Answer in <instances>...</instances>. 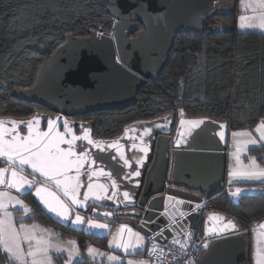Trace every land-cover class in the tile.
<instances>
[{
    "label": "water",
    "instance_id": "water-1",
    "mask_svg": "<svg viewBox=\"0 0 264 264\" xmlns=\"http://www.w3.org/2000/svg\"><path fill=\"white\" fill-rule=\"evenodd\" d=\"M214 1L108 0L111 6L107 12L114 19L112 35H101L94 31H89L85 36L64 35L63 42L40 65L33 84L11 92L12 96L19 99L44 105L52 114L36 111L23 119L0 117V121L4 122L3 127L12 129V122H15L16 132L24 137L28 135L29 120L40 121L39 124H34L33 132H44L48 130L47 120L53 119L57 121L56 131L64 133L63 121L67 119L72 132L66 134V139H70L72 135L81 137L87 132L94 143L89 146L86 141H76L77 154L82 149H87L88 160L100 157L91 165V170L97 172L96 176H92L91 182L104 184L108 189L106 195H113L115 192V202L90 199L84 208H80L71 205L67 198L58 193L69 204L70 219H75L77 213L84 218L83 224L79 226L71 225L70 221L66 224L53 217L38 203L34 196L35 188L18 191L8 185L7 180L11 178L13 166L2 157L0 159L3 164L0 168L7 171L4 173L6 182L0 184V187H7L21 195L31 194L42 211L53 221L75 232L104 238L114 227V222L86 216L87 211L89 215L111 213V216H106L110 219L115 215H129L125 219L127 223L146 239H154L162 229L165 230L166 238L189 229L194 232L196 239L209 241V246L194 264H246L242 262L246 256V239L239 233L236 221L220 212L204 208L206 200L224 186L229 130L227 123L208 117L180 118L170 137L165 134L170 133L175 116L167 113L151 119L135 120L126 124L119 135L100 138L91 135L90 121L67 118L90 111L122 109L134 104L140 87L147 79H157L163 69L174 43V31L196 34ZM181 120L186 123L181 124ZM195 120H202L204 123L199 127L187 123ZM221 124L225 125L224 140H220L218 135ZM145 129L151 131L145 133ZM158 133L162 135L155 145ZM9 138L5 136V139ZM162 140L163 147L160 145ZM170 140L171 151L167 154ZM177 140L181 141L180 145H177ZM96 143H100L104 151L96 150ZM109 145L116 147L110 148ZM61 147L66 148L67 145L62 144ZM145 148L147 157L143 167H140L137 160L144 156L141 149ZM120 152L129 160V166H123V162L118 159ZM88 168L89 164L86 162L81 169L82 184L78 199H83V193L87 191L89 177L85 170ZM100 168L111 173V177L99 175ZM137 168L141 171L139 178L123 179ZM16 171L28 180L38 179L40 186L56 191L54 185H45L39 174L34 177L28 166L24 167L23 172L20 168H16ZM71 174H75L74 170ZM169 178L181 185L174 186L167 182ZM137 179L140 181L139 187H134ZM113 180L117 185L115 189L112 187ZM124 191H129L130 196L135 194L132 196L133 203L125 204ZM176 200L192 203L191 206L189 204L182 208ZM195 203H200L201 206L195 208L196 212L189 213L191 208L194 209ZM133 208L138 211L129 210ZM189 215L196 218L194 225L192 218L187 220ZM150 216L155 223L148 224ZM220 217L223 219H218ZM89 220L106 224L108 228L88 229ZM228 220L233 221L238 232L233 230L234 235H217L216 238H211L212 233L208 230L216 228L219 232Z\"/></svg>",
    "mask_w": 264,
    "mask_h": 264
},
{
    "label": "trees",
    "instance_id": "trees-1",
    "mask_svg": "<svg viewBox=\"0 0 264 264\" xmlns=\"http://www.w3.org/2000/svg\"><path fill=\"white\" fill-rule=\"evenodd\" d=\"M110 6L108 0H0V117L23 119L43 107L11 92L33 84L40 65L64 35H111ZM210 10L196 34L174 31L163 69L140 87L134 104L85 113L95 137H115L130 122L167 113L208 117L227 123L229 130H252L264 119V32L238 28V0H225ZM249 153L264 166V147L250 148ZM252 183L262 190L234 200L224 182L204 205L207 211L233 218L244 237L264 220V182ZM25 198L31 204L27 220L57 226L61 238H76L80 251L88 245L105 247L107 237L60 226L29 194ZM0 264H11L1 243Z\"/></svg>",
    "mask_w": 264,
    "mask_h": 264
},
{
    "label": "snow or ice",
    "instance_id": "snow-or-ice-1",
    "mask_svg": "<svg viewBox=\"0 0 264 264\" xmlns=\"http://www.w3.org/2000/svg\"><path fill=\"white\" fill-rule=\"evenodd\" d=\"M264 3V0H262ZM246 18L244 16L240 17L241 21H244ZM264 20V18H262ZM253 24H240L241 28H251ZM260 27L264 28V22L260 24ZM103 35V33H101ZM119 61V57L117 58ZM13 123L12 129H6L3 127L4 122L0 121V157L6 158L7 161L11 163L12 170H11V178L7 180L8 185L12 188L20 190L25 189H32L35 188L34 196L37 199L38 203L42 205L44 209L47 210L48 213L52 214L53 217L58 218L59 221H63L66 224L70 221L71 225L79 226L83 224L84 218L79 215L78 213L75 215V219H70L69 215V204L65 202L64 199H61V193L63 197L67 198L70 201V204L76 207L84 208L86 206V202L90 199L95 200L97 202L109 200L114 201L115 192L113 195H106L108 189L104 184H94L91 182L92 176H96L97 172L91 170V165L96 163V159H100L97 157L93 160H88V150L82 149L77 154L76 151V141L83 140L86 141L89 146L93 145V141L89 139L87 132L81 137H77L72 135L70 139H66V134L72 132V128L69 126V122L67 119L63 121V127L65 132L56 131L57 128V121L53 119L47 120V131L40 132L36 131L33 132L34 124H39V120H29L27 122V132L28 135L21 137L16 132L15 122ZM23 123V122H21ZM181 124L186 123L184 120L180 121ZM196 127H199L201 124L204 123L202 120H195V121H188ZM221 131L218 133L220 140H224V131L225 128L224 124L220 126ZM151 129H145V133L150 132ZM256 131L260 133L259 140L256 138L251 137V133H248V139L243 141L242 144L238 145L237 151H241L242 149L246 148L247 145H257L260 144L261 147H264V120L257 125ZM9 136V139H5V136ZM236 134L233 133V136ZM177 145L181 144L180 140L176 141ZM62 144H66L67 147H61ZM108 147H116V145H109ZM134 148L135 145H132ZM95 148L98 151H104L101 147L100 143L95 144ZM117 151L119 148L117 147ZM144 152V156L140 157L137 160V164L140 167H143L145 163V159L147 157V149H141ZM113 159H117V157H113ZM119 160L123 162V166H129V160L124 158V153L120 152ZM89 164V168L85 170L88 174L89 182L87 183V191L83 193V199H78L79 196V189L81 187V169L84 168L85 163ZM28 166L31 169V174L35 177L36 174H39L40 177L43 178L45 185H54L56 191L50 190L49 187L40 186V182L33 179L28 180L26 176L18 174L16 168H20L21 172H23L24 167ZM255 167V163L253 161V168ZM74 170V175L71 174ZM7 171L5 168H0V184H4L5 177L4 173ZM99 175L101 176H108L111 177V173H106L103 168L99 169ZM229 175L231 177H237L238 174L234 172H230ZM141 176V171L139 168L137 170L128 173L123 179H128V177L139 178ZM240 178L248 180V179H262L264 178V170H251L246 173L240 174ZM233 181L230 180L229 183L231 184ZM264 182V179H262ZM140 181L139 179L136 180V184L134 187H139ZM112 187L115 189L117 187L116 181H112ZM242 189L237 188L234 192L231 193L233 197H237L241 194ZM7 195L6 193H0V196ZM135 194L133 193L132 196ZM132 196H130L129 191L123 192V198L125 204L133 203ZM15 199V198H10ZM115 202V201H114ZM15 203L18 205H23V201L19 199H15ZM0 209L4 211V217L7 220V226H5V219H0V243L3 244V247L7 253H12L13 260L18 261L19 264H28V260L25 259L21 254V240H28L31 242L33 239L32 236L25 233L23 237L19 235V233L15 230V228L11 224V213L7 211V206L3 203H0ZM25 212L29 211L25 207ZM102 215L111 216V213H103ZM218 219H223L222 217ZM155 223L151 219V216L148 218V224ZM147 226V225H146ZM264 228V225H261ZM20 228L23 230L25 229V225H20ZM88 229L94 230H106L108 225L102 223H96L91 220L88 221L87 225ZM238 232L236 225L233 223L232 220H228L225 224L222 225V228L219 230L216 228H211L208 231L212 233L211 238H216L217 235L223 236L225 234L234 235L235 232ZM128 233L134 235L137 238L135 244H132L131 241H124L120 242L116 240L114 237L113 241H110V244L115 243L117 248H122L127 253L129 250H136L137 248L143 250L144 237L140 235L139 232L133 233L131 228L127 229ZM179 235H185L183 231L179 233ZM191 236H187L186 240L190 241ZM155 240H163L166 239L165 237V230L162 229L155 237ZM42 242L37 240V245H40ZM172 244L175 247V251L182 252L185 256L187 255V242H181L180 239L173 237ZM205 248L208 247L207 243L203 245ZM40 248H37V251H40ZM43 251L46 253L47 248H44ZM89 254L96 252L97 250L93 248L88 249ZM156 251H160L161 254L163 250L160 248L158 243H154L152 248L149 249L150 254H155ZM173 249H169L171 253ZM78 254V253H77ZM28 256L33 257L31 264H51V259L46 258L45 260H37L36 252L29 251L27 253ZM109 260L117 262V264H123V261L120 260L117 256H109ZM71 260V255H70ZM180 257H175L174 261H171L170 264H179ZM70 264V261H69ZM131 264V262H129ZM190 264H194V262H190ZM259 264H264V261H260Z\"/></svg>",
    "mask_w": 264,
    "mask_h": 264
},
{
    "label": "rangeland",
    "instance_id": "rangeland-1",
    "mask_svg": "<svg viewBox=\"0 0 264 264\" xmlns=\"http://www.w3.org/2000/svg\"><path fill=\"white\" fill-rule=\"evenodd\" d=\"M222 0H215L212 4V6H221L222 3H220ZM259 0H238V8L240 9L243 5L245 7V13H243L242 16H246L249 20L248 24H253L257 27L255 18H256V10ZM262 2V0H261ZM211 7V9L213 8ZM211 11V10H209ZM209 11L205 14L204 19L208 15ZM252 19V20H251ZM245 21V20H244ZM244 21L239 20L237 26L239 29L246 30V29H256L253 28H241L240 24H245ZM178 114L183 115L181 112H178ZM237 130H230L229 134L233 136V133L238 134L236 132ZM252 133V131H251ZM231 141H229L228 149H231L230 151L234 150L233 148H236L239 143H243L242 138H237V136H233V138H230ZM238 156L235 160L236 163H244L249 162L251 165L256 163V158L254 156H249L246 159H243V155ZM235 162L234 160H229V164L231 162ZM0 193H6L7 195L0 196V203H3L7 206V211L11 213V224L15 228V230L19 233L21 237L27 233L28 235L32 236L33 239L31 242L28 240H21V252L20 254L28 260V264H31V261L33 257L28 256L27 253L29 251H35L37 260H45L46 258L51 259V264H117V262L111 261L108 259L109 256H117L120 258L121 261H123V264H152L148 258L144 257L145 255L139 254V255H127V256H119L116 252L113 250H110L107 246V241L105 242V247H99L97 245H88L85 249V251L80 252V248L77 244V240L74 237H68V238H61L57 232V226L53 224H46L37 220H27L26 217H28L31 214V204L28 199L25 198V195H21L7 187H0ZM29 194V193H28ZM31 196V194H29ZM232 199L236 200V197L231 196ZM15 198L22 200L24 203L23 205H18L15 203ZM32 198V196H31ZM32 200L36 203V201L32 198ZM192 203V202H191ZM191 203L190 206H191ZM37 206H39L36 203ZM25 207L29 210L25 212ZM40 208V207H39ZM41 209V208H40ZM42 211V209H41ZM43 212V211H42ZM190 212H196V210L190 209ZM189 218H192V223L194 225L195 217L193 215H189L187 220L189 221ZM0 219H5L4 217V211L0 209ZM196 223V222H195ZM20 225H25V229H21ZM5 226H7V220L5 219ZM67 228V227H66ZM115 231L112 230L111 234L109 236H114ZM110 237V238H111ZM37 240H40L42 242L40 245H37ZM1 246L3 250L5 251L3 244L1 243ZM93 248L97 250L96 252L89 254L88 249ZM37 248H40V251H37ZM44 248H47V252L45 253L43 251ZM6 252V251H5ZM7 253V252H6ZM78 253V254H77ZM9 259L11 260V264H19L18 261H14L12 256V253H7ZM71 255V260H70ZM83 260H85L83 262Z\"/></svg>",
    "mask_w": 264,
    "mask_h": 264
},
{
    "label": "crops",
    "instance_id": "crops-1",
    "mask_svg": "<svg viewBox=\"0 0 264 264\" xmlns=\"http://www.w3.org/2000/svg\"><path fill=\"white\" fill-rule=\"evenodd\" d=\"M245 11V7L244 5L240 8V13L238 15V22L240 20V17L243 15V13ZM256 12V24L257 27L254 25L255 23H253V27L256 28V30H260L262 32H264V28L260 27V24L262 22H264V20H262V18H264V3L261 2V0L258 1V5H257V10ZM245 19V24L249 23V20L247 19L246 16H244ZM252 20V19H251ZM237 22V24H238ZM251 27V28H253ZM264 120V119H262ZM261 122V120L252 128V130H248V129H238L236 132L238 134H236L237 138H242V141H245L246 139H248V133H251V137L252 138H256L257 140H259L260 137V133H258L256 131L257 125ZM230 130H228V134H227V152H226V171H225V182H226V187L229 189V195L230 197L232 196L231 193L234 192L237 188L242 189V192L240 195L244 194V193H250V192H257V191H261L262 190V186L258 185V184H254L252 182H261L262 179H242L240 178V174L246 173L248 171L251 170H264V166L258 161L256 160L255 163V167L253 168V165H251L249 162H244V163H236V159L238 156H241L240 154L243 155V159L248 158L249 156H253L249 153V149L250 148H254V147H258L260 146V144L257 145H247L246 148L242 149L241 151H237V148H233L234 150L230 151L231 149H228V144L229 141H231V137L233 138V136H231L229 134ZM242 144V143H239ZM229 160H234L235 162H231L229 164ZM3 164V163H2ZM0 164V166L2 165ZM230 172H234L237 173L238 176L237 177H231L229 175ZM232 180L233 182L230 184L229 181ZM250 182V184H249ZM197 191V190H196ZM239 195V196H240ZM239 196H237L236 198H238ZM232 198V197H231ZM176 202L183 207H187L189 205L190 202L185 201V200H176ZM197 204V203H195ZM194 204V206H195ZM261 225H264V220L261 221L257 226H255L254 228H252L247 236L245 237L246 239V256L244 259V263L246 264H259L260 261H264V228L261 227ZM131 228L133 233H136L137 231L134 230L125 219H121L119 220L114 227L112 228L113 231H115V235L114 236H109L112 232V230L110 231L109 235L107 236L106 240L107 241V246L109 247L110 250H113L114 252H116L119 256H127V255H139V254H143L144 255V248L146 246L147 243V239L146 237H144V241L142 242L143 244V250L137 248L136 250H129L127 253L125 252L124 249L122 248H117L115 246V243L110 244V241H113L114 237L116 238V240L120 241V242H124V241H131L132 244H135L137 241V238L134 235H131L128 233L127 229ZM240 233V232H239ZM111 237V238H110ZM209 246L210 242L207 241L206 242ZM86 249V248H85ZM206 249V248H205ZM204 249V250H205ZM85 251V250H84ZM82 252V251H80ZM145 257V256H144ZM149 260V259H148ZM151 262V261H150ZM152 264H154L153 262H151Z\"/></svg>",
    "mask_w": 264,
    "mask_h": 264
},
{
    "label": "built area",
    "instance_id": "built-area-1",
    "mask_svg": "<svg viewBox=\"0 0 264 264\" xmlns=\"http://www.w3.org/2000/svg\"><path fill=\"white\" fill-rule=\"evenodd\" d=\"M195 206L197 207V205ZM181 231H183L185 235H179ZM181 231L178 233H174L171 237H167L166 239L159 241L152 239L151 237L148 238L146 246L144 248L145 257L154 264H170L171 261H174L175 257H180L179 264H190V262H195L204 251L205 247L203 245L207 241L201 238L196 239L195 234L192 230L185 229ZM187 236L192 237L190 241L186 240ZM173 237L180 239L182 243H188L186 256L182 252L175 251V247L172 244ZM154 243H158L160 245V248L163 250L162 254L160 251H156L155 254H150L149 249L152 248V245ZM170 248L173 249L171 253L169 252Z\"/></svg>",
    "mask_w": 264,
    "mask_h": 264
},
{
    "label": "flooded vegetation",
    "instance_id": "flooded-vegetation-1",
    "mask_svg": "<svg viewBox=\"0 0 264 264\" xmlns=\"http://www.w3.org/2000/svg\"><path fill=\"white\" fill-rule=\"evenodd\" d=\"M225 0H223L222 1V3L224 2ZM141 28V27H140ZM113 34V31H112V33H111V35ZM131 35H133V34H131ZM41 105V104H40ZM41 106H43L44 108H45V106L44 105H41ZM43 107H40L41 109L40 110H37L38 112H44V113H49V114H52V112L50 111V110H48L47 109V107H46V109H44ZM36 112V111H35ZM174 114V121H173V126H172V128H171V131H170V133L169 134H165V136H172L173 135V133H174V130H175V126H176V124H177V122L179 121V119L180 118H187V116H185V115H180V114H178V113H173ZM68 119H73V120H76V121H90L91 122V120L90 119H88V116L84 113V114H77V115H73V116H68L67 117ZM92 123V122H91ZM23 130V129H22ZM76 132H78V130L76 129L75 130ZM91 135L93 136V137H95L94 135H93V133H92V128H91ZM162 134H160V133H158L157 135H156V139H155V145H156V141L158 140V137L159 136H161ZM170 144H171V140L169 141V143H168V149H167V151H166V153L167 154H169L170 153V151H171V147H170ZM161 147H163L164 146V140H162L161 141ZM0 164H2V163H0ZM30 177H31V175H30ZM37 181H40V180H38V179H36ZM167 182H169V183H171V184H173L174 186L175 185H177V186H179V185H181V184H179V183H175V180H173V179H168L167 180ZM195 192H197V191H195ZM195 205H197V207L195 206V208H198V207H200L201 206V204L199 203V204H195ZM129 210H137V209H129ZM195 210V209H194ZM138 211V210H137ZM86 216H91V217H95V218H98V219H102V220H105V221H111V222H114V223H117L119 220H121V219H126V218H129V215H123V214H120V215H115L114 216V218H112V219H110V218H108V217H106V216H104V215H98V214H96V213H93L92 215H89V212L87 211V213L85 214ZM113 223V224H114ZM242 262H244V260H242Z\"/></svg>",
    "mask_w": 264,
    "mask_h": 264
},
{
    "label": "bare ground",
    "instance_id": "bare-ground-1",
    "mask_svg": "<svg viewBox=\"0 0 264 264\" xmlns=\"http://www.w3.org/2000/svg\"><path fill=\"white\" fill-rule=\"evenodd\" d=\"M0 163H3V160L0 159ZM4 164H5V162H4Z\"/></svg>",
    "mask_w": 264,
    "mask_h": 264
}]
</instances>
